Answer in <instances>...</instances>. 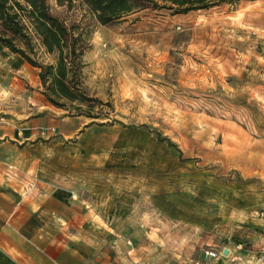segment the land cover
Segmentation results:
<instances>
[{
  "label": "rangeland",
  "instance_id": "obj_1",
  "mask_svg": "<svg viewBox=\"0 0 264 264\" xmlns=\"http://www.w3.org/2000/svg\"><path fill=\"white\" fill-rule=\"evenodd\" d=\"M49 1L68 22L88 23L84 87L127 126H87L63 110L59 119L84 127L31 153L43 184L59 174L88 212L83 264H264V0L143 10L107 25L78 3ZM1 69L7 92L14 74ZM22 80L42 93L40 80Z\"/></svg>",
  "mask_w": 264,
  "mask_h": 264
},
{
  "label": "crops",
  "instance_id": "obj_2",
  "mask_svg": "<svg viewBox=\"0 0 264 264\" xmlns=\"http://www.w3.org/2000/svg\"><path fill=\"white\" fill-rule=\"evenodd\" d=\"M0 67L14 74L9 91L0 92V264H83L92 252L88 212L67 184L58 185L59 174L52 172L44 185L45 177L30 167L42 162L31 153L53 146L47 140L57 135L72 138L85 122L59 119L63 110L25 89L22 78L39 84V70L33 76L36 68L3 46ZM44 127L57 133L45 136Z\"/></svg>",
  "mask_w": 264,
  "mask_h": 264
},
{
  "label": "trees",
  "instance_id": "obj_3",
  "mask_svg": "<svg viewBox=\"0 0 264 264\" xmlns=\"http://www.w3.org/2000/svg\"><path fill=\"white\" fill-rule=\"evenodd\" d=\"M72 11L74 4L85 7L87 14L103 25L114 24L143 10L188 14L241 2L257 0H55ZM92 34L84 19L68 22L53 12L49 0H0V46L18 54L39 70L42 94L68 116L86 117L91 125L123 123L111 118L114 106L90 95L83 81L85 54L92 48ZM108 122L98 123V120ZM86 126V127H87ZM148 130V126H142ZM138 129L136 126H128ZM160 142L182 153L169 138L155 132Z\"/></svg>",
  "mask_w": 264,
  "mask_h": 264
},
{
  "label": "built area",
  "instance_id": "obj_4",
  "mask_svg": "<svg viewBox=\"0 0 264 264\" xmlns=\"http://www.w3.org/2000/svg\"><path fill=\"white\" fill-rule=\"evenodd\" d=\"M207 255L211 257H217V253L215 251H207Z\"/></svg>",
  "mask_w": 264,
  "mask_h": 264
},
{
  "label": "water",
  "instance_id": "obj_5",
  "mask_svg": "<svg viewBox=\"0 0 264 264\" xmlns=\"http://www.w3.org/2000/svg\"><path fill=\"white\" fill-rule=\"evenodd\" d=\"M225 254H228V250H225V252H224Z\"/></svg>",
  "mask_w": 264,
  "mask_h": 264
}]
</instances>
